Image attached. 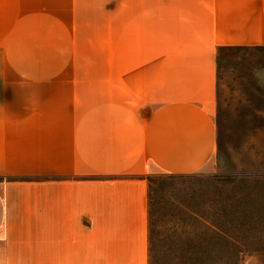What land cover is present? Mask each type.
<instances>
[{
	"label": "crops",
	"instance_id": "0c3cea01",
	"mask_svg": "<svg viewBox=\"0 0 264 264\" xmlns=\"http://www.w3.org/2000/svg\"><path fill=\"white\" fill-rule=\"evenodd\" d=\"M0 22V264H151L149 176L216 174L219 53L264 49V0H0Z\"/></svg>",
	"mask_w": 264,
	"mask_h": 264
},
{
	"label": "rangeland",
	"instance_id": "374dc122",
	"mask_svg": "<svg viewBox=\"0 0 264 264\" xmlns=\"http://www.w3.org/2000/svg\"><path fill=\"white\" fill-rule=\"evenodd\" d=\"M9 58L0 40V77L20 75ZM215 120V175L149 176L151 264H264V229L247 212L264 188V49L220 51Z\"/></svg>",
	"mask_w": 264,
	"mask_h": 264
}]
</instances>
